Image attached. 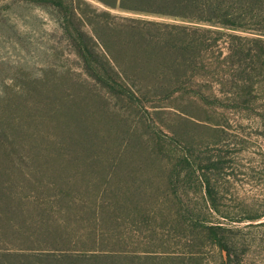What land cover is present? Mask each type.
<instances>
[{
	"label": "rangeland",
	"instance_id": "obj_1",
	"mask_svg": "<svg viewBox=\"0 0 264 264\" xmlns=\"http://www.w3.org/2000/svg\"><path fill=\"white\" fill-rule=\"evenodd\" d=\"M63 1L100 36L92 69L66 9L0 0V247L264 264V0H233L236 27Z\"/></svg>",
	"mask_w": 264,
	"mask_h": 264
},
{
	"label": "trees",
	"instance_id": "obj_2",
	"mask_svg": "<svg viewBox=\"0 0 264 264\" xmlns=\"http://www.w3.org/2000/svg\"><path fill=\"white\" fill-rule=\"evenodd\" d=\"M34 4H39L43 7L48 5L55 4L56 6H61L62 9H66V12H63L62 21L64 22L65 30H69L71 26H74V22H84V17L81 13L74 10L67 12L68 7L64 6L63 0H30ZM104 3L106 6L112 8H122L132 11H149L154 13H166L163 11L148 10L154 8L155 5L166 7H171L169 12L171 15H177L190 21H204L209 23H218L222 25H234L233 20H231L228 15L234 14L237 10L234 6L233 0H99ZM77 14L79 16H77ZM167 14V13H166ZM227 15V16H226ZM75 30L77 36H72L71 32L69 33L72 39L76 43V53L83 59V61L88 63L89 68L92 69L93 63L96 57L99 56V52L91 48V44L97 46V41L100 40V36L94 32V35L89 34L88 32L83 31L81 28L75 25ZM97 40H95V39ZM101 47L103 48V57L106 58V61L112 59L115 62L114 64H109L113 73H121L124 75V71L120 66L113 54L109 50V46L106 41L100 42ZM109 56V59L107 57ZM96 62V61H95ZM111 62V60H110ZM95 73V74H94ZM94 71L93 74L102 79L100 74H96ZM11 136V135H10ZM12 137V136H11ZM200 180V188L205 192L206 200L209 204L216 209L217 212H220L217 208V196L214 188L210 183V179L204 175L200 174L198 177ZM209 237L213 243L217 244L221 248H226L228 246V237L221 233L220 230L222 225H208L207 226ZM153 253V252H151ZM125 252L119 250H72L71 248H57L51 246L50 248L45 249H12V248H3L0 247V264H123L122 261H125L127 257ZM152 259H156L151 255Z\"/></svg>",
	"mask_w": 264,
	"mask_h": 264
}]
</instances>
